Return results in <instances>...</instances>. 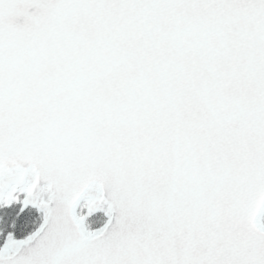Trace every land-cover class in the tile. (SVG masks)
<instances>
[{
  "label": "snow or ice",
  "instance_id": "obj_1",
  "mask_svg": "<svg viewBox=\"0 0 264 264\" xmlns=\"http://www.w3.org/2000/svg\"><path fill=\"white\" fill-rule=\"evenodd\" d=\"M0 264H264V0H0Z\"/></svg>",
  "mask_w": 264,
  "mask_h": 264
}]
</instances>
